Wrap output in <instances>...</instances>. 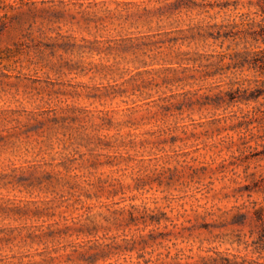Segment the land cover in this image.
<instances>
[{
    "label": "clouds",
    "instance_id": "1",
    "mask_svg": "<svg viewBox=\"0 0 264 264\" xmlns=\"http://www.w3.org/2000/svg\"><path fill=\"white\" fill-rule=\"evenodd\" d=\"M36 3H0V264H264L256 0Z\"/></svg>",
    "mask_w": 264,
    "mask_h": 264
},
{
    "label": "rangeland",
    "instance_id": "2",
    "mask_svg": "<svg viewBox=\"0 0 264 264\" xmlns=\"http://www.w3.org/2000/svg\"><path fill=\"white\" fill-rule=\"evenodd\" d=\"M19 8L23 11L26 8H33L37 7L36 0H18ZM52 0H40V4L44 5L45 3H51ZM0 3H3V0H0ZM257 5L264 11V0H256ZM16 9H8L5 12V16L3 17V22H0V36H3L5 33H11V26L8 23V16L11 15ZM39 18H45L41 15ZM62 19V17H58ZM23 56L22 46H15L14 49L10 48L3 44V41L0 40V66H2L3 71H0V85H7L6 82L11 79V69L20 62L21 57ZM259 187L264 188V184L260 185ZM260 195L264 196V193L261 192ZM0 212H6L4 207H0ZM6 214L10 215H19L14 211H7ZM251 215V214H250ZM255 227L253 226V230L251 234H255ZM66 234V233H65ZM64 235V234H62ZM129 251V250H126ZM70 259V257H69Z\"/></svg>",
    "mask_w": 264,
    "mask_h": 264
},
{
    "label": "trees",
    "instance_id": "3",
    "mask_svg": "<svg viewBox=\"0 0 264 264\" xmlns=\"http://www.w3.org/2000/svg\"><path fill=\"white\" fill-rule=\"evenodd\" d=\"M261 55H264V53H261ZM261 62V60H257L258 64ZM262 75H264V73H262ZM260 95H264V93H261ZM257 207L260 208V211L254 214L251 223L255 227V229H262L261 240H264V205H257Z\"/></svg>",
    "mask_w": 264,
    "mask_h": 264
}]
</instances>
